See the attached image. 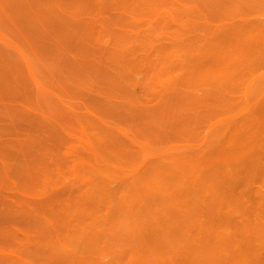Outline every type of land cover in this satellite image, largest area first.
<instances>
[{"label": "rangeland", "instance_id": "rangeland-1", "mask_svg": "<svg viewBox=\"0 0 264 264\" xmlns=\"http://www.w3.org/2000/svg\"><path fill=\"white\" fill-rule=\"evenodd\" d=\"M202 1L0 0V264L112 260V182L244 146L256 161L233 164L216 192L248 197L243 222L258 224L238 183L264 176V0ZM222 48L238 62L225 79Z\"/></svg>", "mask_w": 264, "mask_h": 264}, {"label": "bare ground", "instance_id": "bare-ground-1", "mask_svg": "<svg viewBox=\"0 0 264 264\" xmlns=\"http://www.w3.org/2000/svg\"><path fill=\"white\" fill-rule=\"evenodd\" d=\"M200 1V5H202L203 1ZM241 1L243 0H237L236 3H239V5L242 3L246 5L253 4L250 3L253 2L252 0H246L249 4L244 3L245 0L242 3ZM205 2L208 3L207 0ZM211 3H209L210 6H212ZM233 3L236 5L235 2ZM235 26H233L234 29H232V25L231 29L228 28L230 32L235 30L237 27ZM240 26L243 27L242 24ZM237 29L245 37L241 27H237ZM234 34L238 35V32ZM234 37L235 35H233L232 40ZM246 37L250 38L251 35ZM228 40L232 41L231 38ZM243 42L244 44L248 43L245 40ZM243 42L242 45H244ZM238 47L239 51L240 48ZM210 48L213 47L210 46ZM214 48L212 49L213 52L216 51L214 55L221 51L217 48L214 50ZM241 49L240 51H242ZM247 49L244 52H248L249 49ZM222 50L224 49L222 48ZM204 51L205 49L200 53L201 51L197 50L192 55L195 54V58L198 55L200 59L201 54L207 53L208 49ZM238 51L233 53L236 55ZM230 54L229 52L227 55L229 57H227L224 53V58L221 54L218 61L219 59H222V61L214 62L220 65H212V67L215 65V70L219 67L216 71L217 73L221 72L218 74L221 79L225 76L222 74L223 71L226 73V70H229L232 65L234 69V65L238 64V62L235 64L233 60L234 63L230 65V61H232ZM237 54L239 55V53ZM240 54L244 57L242 52ZM235 55L232 54V56ZM246 55L248 54L246 53ZM237 59H239V63L245 61H241L240 57ZM228 67L230 68L228 69ZM216 71L214 72L217 75ZM230 71H227V75ZM218 75L217 78H220ZM228 129L229 127L222 131L223 134L226 133L225 136L230 134L227 137L228 139L234 138L236 135ZM246 147L244 146L238 152L227 150L224 155L209 156V162L206 159L208 162L207 168L203 166H206V164L183 163L184 160L180 158H177V160L161 159L138 180L122 183L121 181L112 182L114 185L112 191V260L108 254L104 253L100 262L88 263L89 260L83 262L85 264H160L165 262L163 260L166 258L165 253H167L166 259L168 260L166 261L169 263L170 261L171 263H220L233 253L235 264H253L261 256L264 257V176L261 183H256L251 175L248 176L247 181L238 183V187H251L253 189L250 197L256 201L258 210L256 215L259 221L254 227L247 226L243 222V215L240 212L239 204L247 201L248 197L241 198L237 202L230 197H224L226 194L222 196L216 192V186L221 184L222 181H225V183L226 181L233 182L228 179L235 170H238L236 167V169L232 168L233 164L238 166L239 162L248 161L253 163L256 161V158L250 157L249 151L245 149ZM205 150L202 151L204 154ZM204 154L202 153L203 157ZM213 214L221 216L224 220L219 224H214ZM151 239L157 241L154 248L151 247ZM158 244L161 245L160 248L163 246L161 249L166 250L163 249L164 251H162L158 247L162 253L165 252L164 254L160 253L159 250L158 253L156 248ZM71 246L68 251H79L80 246L75 244ZM168 256L170 259H168Z\"/></svg>", "mask_w": 264, "mask_h": 264}]
</instances>
